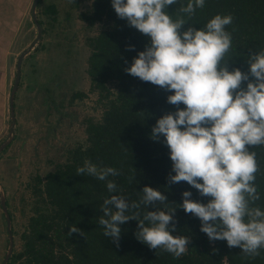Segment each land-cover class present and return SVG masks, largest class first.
<instances>
[{
	"label": "trees",
	"instance_id": "16d2710c",
	"mask_svg": "<svg viewBox=\"0 0 264 264\" xmlns=\"http://www.w3.org/2000/svg\"><path fill=\"white\" fill-rule=\"evenodd\" d=\"M181 3L186 5L187 0ZM178 7L179 3L170 5L167 12L175 16ZM46 10L57 11L54 5ZM216 14H231L234 18L233 24L227 26L233 38L227 61L229 71L239 68L248 72L249 55L264 50V0H206L205 7L197 9L189 22L200 29ZM80 18L87 26L104 23L100 33L89 39L87 69L91 90L99 94L104 108L103 115L98 121L87 122V146L71 149L65 162L44 179L39 178L35 189L41 201H37V212L22 233L24 247L13 253L7 264H264V250L257 257H245L239 247L229 248L225 240L210 241L201 231L200 220L179 207L184 191H190L194 201L207 203L209 198L202 197L186 182H169V176L175 175L169 149L163 137L160 142L150 138L157 119L177 110L167 102V96L173 93L125 71L150 44L149 37L118 18L111 0H93ZM188 26L184 25L182 31ZM128 45H134V50H127ZM246 84H242L245 89ZM85 96L84 92L73 94V98ZM250 150L256 152L260 168L256 185L261 198L256 205L264 209V147ZM86 162L97 168L117 169L119 175L108 177L116 183L117 190L109 192L107 181L78 175L77 169ZM145 186L160 190L167 203L148 208L142 205L126 214L139 211L142 217L146 211L176 209V231L172 234L190 239L187 253L180 258L138 241L137 220L120 225L119 247L111 237L104 236L99 223L104 200L118 195L130 204L139 202ZM73 226L81 229L83 235H69Z\"/></svg>",
	"mask_w": 264,
	"mask_h": 264
},
{
	"label": "clouds",
	"instance_id": "9594fccd",
	"mask_svg": "<svg viewBox=\"0 0 264 264\" xmlns=\"http://www.w3.org/2000/svg\"><path fill=\"white\" fill-rule=\"evenodd\" d=\"M111 3L118 18L150 39L125 71L173 93L167 102L177 110L157 119L150 133L156 142L163 137L169 149L175 173L169 182H186L209 198L207 203L194 201L192 193L184 191L179 207L200 220L201 231L210 241L225 240L229 248L239 247L245 257L259 256L264 250V209L256 205L261 198L256 185L260 168L250 148L264 147V50L249 55L248 72L229 71L233 38L227 26L233 24V16L216 14L200 29L189 22L206 0H187L186 5L181 0ZM178 3L175 16L170 15L168 6ZM127 50H134V45ZM77 174L107 181L109 192L117 190L108 179L120 174L113 167L97 168L86 162ZM142 193L140 201L131 204L118 195L104 200L99 220L104 236L119 247L120 225L137 220L138 241L175 258L185 255L190 239L172 234L176 209L146 211L142 217L139 211L126 214L142 205L167 203L160 190L145 186ZM73 233L83 235L76 226L68 232Z\"/></svg>",
	"mask_w": 264,
	"mask_h": 264
},
{
	"label": "rangeland",
	"instance_id": "374dc122",
	"mask_svg": "<svg viewBox=\"0 0 264 264\" xmlns=\"http://www.w3.org/2000/svg\"><path fill=\"white\" fill-rule=\"evenodd\" d=\"M33 1L21 24L13 63L9 64L4 115L7 133L0 141L1 146L10 140L0 153V195L6 192V199H1L11 214L12 254L23 249L22 233L37 212V201H41L35 189L39 178L44 179L49 171L65 162L71 149L87 146V122L100 120L104 111L99 94L91 90L87 73L89 39L100 33L104 23L87 26L80 18L91 8L93 0H39L36 15L42 36L35 44L38 28L32 17ZM50 5L57 11L46 10ZM22 53L26 54L14 94L13 117L9 101L19 77L18 58ZM77 92L86 96L73 98ZM0 205L7 256L8 221L3 219L5 211ZM4 260L5 257L1 264Z\"/></svg>",
	"mask_w": 264,
	"mask_h": 264
},
{
	"label": "crops",
	"instance_id": "0c3cea01",
	"mask_svg": "<svg viewBox=\"0 0 264 264\" xmlns=\"http://www.w3.org/2000/svg\"><path fill=\"white\" fill-rule=\"evenodd\" d=\"M31 3V0H0V141L7 133V124L4 117L7 112V96L6 89L8 88V72L9 64L13 59V55L16 54V40L18 39L21 24L25 20L27 9ZM32 5V3H31ZM20 57V56H19ZM19 62V58H18ZM13 63V61H12ZM18 70V69H17ZM11 100V98H10ZM10 105V101H9ZM11 107V106H10ZM7 114V113H6ZM6 126V127H5ZM1 144V143H0ZM1 147V146H0ZM2 150L0 151V153ZM1 191V185H0ZM5 192V191H4ZM2 196H5L6 192L0 195V204ZM1 207V205H0ZM3 219L6 218V214L3 213ZM1 219V217H0ZM3 230L0 220V264L4 257H6L5 246L3 242ZM6 242L8 240L6 238ZM8 244H6L7 247ZM3 246V247H2Z\"/></svg>",
	"mask_w": 264,
	"mask_h": 264
},
{
	"label": "water",
	"instance_id": "95a60500",
	"mask_svg": "<svg viewBox=\"0 0 264 264\" xmlns=\"http://www.w3.org/2000/svg\"><path fill=\"white\" fill-rule=\"evenodd\" d=\"M38 2L39 0H34L33 1V6H32V17H33V20L34 22L36 23L37 25V28H38V35L36 37V41H34L33 43L35 44V42H37L38 40L41 39V36H42V27H41V24L40 22L38 21V18H37V15H36V9H37V5H38ZM31 45V48L33 47V45ZM26 53H22L19 57V67H18V78L16 79L15 81V84L13 86V92H12V96H11V100H10V106H11V109H12V116L14 117V94L17 90V86H18V83H19V78H20V66H21V62H22V59L24 57ZM10 142L9 141H6L4 144L1 145L0 147V151L3 150L5 148V146ZM1 204L2 206L4 207V211L6 213V218H7V221H8V231H9V243H10V246H9V251H8V254L7 256L5 257V260H4V263L3 264H6L7 261L9 260L11 254H12V250H13V238H12V232H11V216H10V213L8 212V209H7V206L5 205V201H1Z\"/></svg>",
	"mask_w": 264,
	"mask_h": 264
}]
</instances>
